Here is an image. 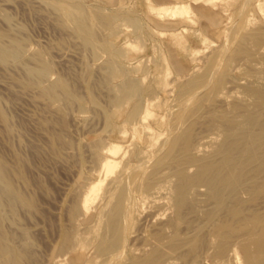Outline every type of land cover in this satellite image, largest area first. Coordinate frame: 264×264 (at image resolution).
Masks as SVG:
<instances>
[{
  "label": "rangeland",
  "instance_id": "obj_1",
  "mask_svg": "<svg viewBox=\"0 0 264 264\" xmlns=\"http://www.w3.org/2000/svg\"><path fill=\"white\" fill-rule=\"evenodd\" d=\"M63 1L0 0V46L18 48L15 56L0 58V264H138L132 259L169 250L171 256L164 254L159 264H264V170L258 171L264 158L247 167L233 195L239 202L235 217L227 211L232 204L220 210L209 200L204 186L193 188L177 216L170 206L163 207L174 196L176 179L171 177L166 188L153 195L155 201L149 196L144 205L140 202L141 207L137 202L124 228L123 246L116 250H110V240L105 248L101 246L103 228L95 226V216L83 222L79 205L87 183L98 171L99 145L112 135L108 118L118 125L137 103L144 108L152 100L151 110L162 104L166 98H150L159 91L157 86L161 87L159 70L167 63L171 70L165 76L167 86L162 85L167 88L160 91L170 92L164 96L163 110L152 111L154 120L164 118L159 128L162 136L145 150L149 156L146 170L152 179L172 175L187 155L219 160L218 148L238 130L220 134L214 126L225 124L233 129L249 112L264 121V101L251 95V90H264V30H260L264 29V11L263 19L260 14L255 17L261 6L254 8L255 4L264 5L263 0H255L254 5L250 4L254 0H247L250 14L256 13L249 15L251 20L239 30L245 37L229 43L233 16L245 2L231 0V6L213 11L215 18L228 15L229 19L223 25L214 19L217 30L204 33L205 45L191 42L188 51L177 48L190 42L186 32L163 44L168 32L159 31L141 0H74L82 10L69 16L60 7ZM219 1L213 0L211 7L220 5ZM178 6L181 10V4ZM167 12L157 14L167 21L171 16L175 19L177 14ZM129 17L142 23L140 39L135 38L139 31ZM79 21L84 29L77 25ZM196 22L189 24L190 29H203L201 21ZM224 45L226 53L220 56L218 73L211 82L191 91L188 84L206 72L212 52ZM187 55L192 62L183 65L184 69L174 66ZM45 66L47 72L38 74ZM130 81L136 82L141 92L123 103L117 89ZM181 87L190 89L186 106L178 100ZM172 116L180 118L181 141L173 149L174 157H166L156 166L155 160L165 153L160 143L171 137ZM125 135L131 153L141 145L140 134L129 130ZM196 169L190 167L188 173L194 174ZM120 170L116 168L114 174ZM98 203L103 205L104 198ZM170 226L174 229H168ZM77 229L87 237L82 258L72 249Z\"/></svg>",
  "mask_w": 264,
  "mask_h": 264
},
{
  "label": "bare ground",
  "instance_id": "obj_2",
  "mask_svg": "<svg viewBox=\"0 0 264 264\" xmlns=\"http://www.w3.org/2000/svg\"><path fill=\"white\" fill-rule=\"evenodd\" d=\"M141 1L142 3H144L146 7L147 15L150 18H152L154 21H156V23H158V26H160L161 29L159 31L161 32L165 31L166 33L168 32L167 38L166 40L163 41V44H165L166 41H170L171 39H174L175 37L182 35L183 33L186 32L185 34L188 35V39L190 42L187 41L186 47H184L185 45L184 46L180 45L177 47L180 50H183L186 48L185 49L186 51L190 49L189 44L191 42L197 41L198 43V41H200L202 42V44L206 43L207 39L204 33L205 32L210 33L212 31L213 32L216 31L218 24L223 25L226 22V20L229 19L228 15H224V17L220 16V18L219 17L217 18V15H216V18H215L214 14L216 12L213 13V11L217 10L218 7L221 9L225 8V6L226 5L228 6L230 2L233 3L232 2L233 0L232 1L225 0V2L224 0L223 2L222 0H220L219 1L220 5L211 7L214 4V2L212 5L210 4L212 3L213 0H203V1L141 0ZM250 1L251 0H249L248 2ZM259 1L260 0H257V3ZM251 3L252 5H254L256 1L255 2L252 1L250 2V4ZM180 4L182 6L181 10H179L180 6H178ZM255 5L257 6L254 8H257L259 5L261 6V8H257L258 13L256 14L255 17H257L258 14H260L259 18L263 19L264 15L262 16L261 11H264L263 10L264 5L261 3L255 4ZM174 6L176 9L173 8ZM177 6H178V9H177ZM60 7L61 8L63 7V10L65 11L64 14L66 16H69L73 13H78L79 10H82L81 6H79V4L74 2V0H64L63 2H60ZM167 8H171L173 10H176V11L179 10V11L173 13L169 11L171 9H167ZM247 8H248L247 0H245V2L242 3L241 6H239V9L235 11V16H233L235 20V26L233 28V32L229 35V43L232 42L233 40H239L240 38L245 37L241 35L239 30L240 28H242L244 23H247V21L251 20L249 17L251 16L254 17L256 13L255 10H253L254 9L253 8L252 10L255 13L253 15L250 14L252 13V11L251 9L248 11ZM160 10L161 11L167 10L169 11V13H171V15H174V14H177V15L175 19L173 18V16H171L173 22L168 23L169 21H172V20H169L170 17L168 18V21L167 19L160 17L161 14H165V12L167 11L165 12L163 11L164 12L163 13ZM151 12H152V15L150 14ZM157 12L161 14H157ZM212 14H213V18H211ZM197 20L201 21L203 29L201 28V26L199 28L202 31H200L199 28L190 29L189 27V24H192V23L194 25L198 24L196 22ZM213 20L219 21L218 24H213L214 22ZM128 21L131 22L134 26H136V28L138 29L137 31H139V34L135 35L136 36L135 38L140 39L142 36L141 34L142 23H140V21L135 17H129ZM80 24L82 25L81 27H83L84 29L85 25H83V22L79 21L77 25L80 26ZM260 30H264V29L262 28ZM259 31L257 29V34ZM252 32L254 33V31ZM252 32H251V35L253 34ZM261 34H262L261 37H263L264 36L263 31ZM258 36H260V32L257 35V37ZM252 38H254L253 35H252ZM259 43H261L260 40H259ZM128 44H126V47H129V45H131V44L129 45ZM198 44L201 45V43H198ZM198 47L200 48V46ZM187 48L189 49L187 50ZM226 48L227 46L224 45L222 47H219L217 50H215V52L213 51L214 54L212 52L213 56L211 55L212 56L210 58L211 60L206 66V69H207L206 72L202 76H198L195 81H192L191 83L188 84L191 86L190 88L191 91L193 89H197L200 86L211 82V80L214 78L215 74L218 73V70L221 67L222 61H221L220 56L223 53H226ZM259 48H260V45H259ZM198 50H196V53H198ZM17 52H18V48L16 46L13 48L12 47L3 48L2 46H0V58L1 59L7 54H10L11 56H15ZM203 54L202 56H205ZM250 55L253 56L254 54H252V52H249V56ZM187 56H188L187 59L189 61L183 58V60L180 61V64H177L174 66H178L177 68L179 69H184V67H182L183 65L188 64L189 62H192V60L189 59V55ZM261 61H260V64L263 63L262 59ZM162 63L165 64L163 61ZM47 69L48 67L45 66L44 68L38 70L37 73L38 74L46 73ZM170 70H171V67L168 65V63L166 64L165 68L162 67L159 70V73L161 74V80L158 81V84L161 85L160 88L162 90L163 89L166 90L167 88V87L163 88L162 85L166 83L165 76H167ZM262 77H264V75ZM252 79L257 80V78L255 77H252ZM164 85L167 86V84H164ZM157 87H158L157 90L159 91L155 93L150 99H157V98H162V97H163L162 99L164 98L167 99V97H164V96H168V93L170 92V90L169 92L167 91L161 92L159 86ZM190 89L184 90V87H181L179 89L178 100L180 104H183L184 106H186L187 103H189L187 101L189 99L188 96L190 93L189 92ZM259 90L258 91L254 90L255 92L251 90V95L253 96L254 99H260L261 101H264V90L263 91L262 90L259 91ZM135 92H141V88L136 82H133V81H130L129 83H126L117 89V94H119V96L123 98V101H124L123 103L127 102L133 96ZM166 99H164L163 100L164 102H162V104L164 103L163 106H161L162 104L158 103L157 108L153 107L154 110L156 109L157 111L163 110L165 103H166L165 101H167ZM156 101H159V99ZM147 102L148 103L144 104L143 106L144 108L140 106L141 104L140 105H137L138 103L135 104L131 108V110L126 114L125 118L118 125L117 124L115 125L112 119L108 118V125L113 126V129H112L113 131L111 133L112 135H110L105 141H102L100 143L99 150H98V147L96 149L98 150L97 155H99L98 160H97L98 161L97 163H99V168L98 167L95 168V170L97 169L98 171L94 172L92 181L87 183L88 185L86 184L87 186L85 188L84 195L81 197V203L79 204L82 210L83 219L81 220L83 222L87 223L88 220H90L92 217L94 216L97 217L95 226H97L98 228H103L104 230V232L101 234V239H100L101 246L105 248L107 241L110 240L112 241L111 246L113 247V249L111 248L110 250H116L117 247L122 248L124 228L125 226H127L130 220L129 215L131 212H133V210H135L137 202L139 203L138 204L139 206L142 205L141 203H143L144 205L146 203V199L149 200L148 198L149 196L153 197V195H156L155 193L162 192L163 191L162 188H166V184H169L172 181L171 177H175L176 179V184L172 189L174 196L169 198L167 201L168 205L166 202L163 204V207L165 206L168 209V206H170L169 209L170 208L171 210L174 209L177 216L180 215V211L182 212L181 209L184 208V205H186L189 202V195L191 191L193 190V188L198 187V186H204L207 190L209 200L212 203H214L217 206V208L220 207V210L221 208L227 207L229 204L230 205L232 204L231 205L232 207H228L227 211H228L229 216L235 217V214L238 212L239 202H235L236 200H233V195L237 187L240 186L241 183L243 182L247 167L255 163L260 158H264V121H259L254 114L249 112L246 114L244 122L241 124H237L233 129H228L227 128L228 125H225V124H222L220 126L217 125L213 127L220 134L223 133L225 130H230L233 133H235L238 130L237 131L238 133L232 135L230 139H227L226 144H223L218 148L217 156L219 160H217L216 158V160L205 161L202 159H198L197 157L187 155L180 159L179 166L181 165V167L176 172H174L172 175L161 177L158 179L157 178L152 179L151 178L152 174L150 175V173H148L146 170L148 168L146 166V158L149 156L146 155L145 150L147 146L155 145L156 142L159 140V137L162 136V133L160 132L159 128L163 124L164 118L161 120V118L163 117L161 116L162 114L161 113L160 114L161 117L158 115L160 119L157 117L154 120V115L152 112L154 110L153 108L152 110L150 109L152 106L151 105L152 100L151 102L150 101H147ZM249 107L250 106L246 108L247 111H250V109H248ZM141 109H144L142 111L143 114H141L140 112ZM141 121L143 122L142 123L143 125L141 124ZM171 121L174 122L172 123V125L169 126V133L171 137L169 138L167 142L160 143L159 147L164 148L165 153L164 155L159 156L157 160H155L156 166H158L159 163L162 160H164L166 157L173 158L174 157L173 149L181 141L182 133L178 129L179 127L178 122L180 121V118L179 117L173 118L172 116L169 120V123ZM146 122H149V124L144 125V123ZM145 129L147 130L148 134L145 131ZM129 130H131L134 134L136 133V135L140 134L139 137L141 141V145H137V146L135 145L136 148H134L135 150L132 151L131 153L127 151L128 147L126 145L127 139L125 135ZM149 130L150 132H152V134L149 132ZM253 130H256V132L255 131L253 132ZM137 144H140V143H137ZM187 149L188 150L190 149L189 146H187ZM125 155H128L127 156L128 159L127 158L125 159ZM124 159L126 161H124ZM129 159H131L130 164H127V161ZM120 164L121 166H119ZM193 166H195L197 169L194 174H189L188 170L190 167H193ZM120 167H121V170L119 172L117 171V173L114 174L116 172V168H120ZM258 167H259L258 171L262 173L264 170V160L260 163ZM112 174L115 176H113ZM100 191H101V194L99 193ZM101 197L104 198L103 205H99L98 203V200L101 199ZM156 197L154 196L153 200ZM222 210H225V208ZM231 217H229V219ZM78 221L80 222L79 224H81L80 219H78ZM168 222L170 223V221ZM171 224H168V226ZM172 226L176 227L177 224L176 225L173 224ZM164 227L165 226H163L162 228L165 230L167 227L166 228ZM169 228H171V226L168 227V229ZM72 237L74 240H76L72 246V249L77 250V254L79 255L77 256V258L78 257L82 258L83 254L81 253H82V250L84 249V242L87 237L86 235L80 233L79 229H77L74 232ZM170 251L171 250H169L166 253L164 252L154 253L147 257H144L143 259L137 258L133 260L134 259L133 258L132 262H138V264H159L161 262L162 257H164V254L167 255L168 253L170 255L169 253ZM110 252L108 251L109 254Z\"/></svg>",
  "mask_w": 264,
  "mask_h": 264
}]
</instances>
